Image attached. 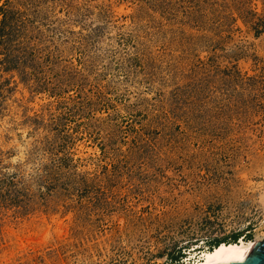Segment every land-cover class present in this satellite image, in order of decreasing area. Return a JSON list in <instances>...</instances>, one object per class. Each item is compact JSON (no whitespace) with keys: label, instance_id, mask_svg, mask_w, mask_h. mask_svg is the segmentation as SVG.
Listing matches in <instances>:
<instances>
[{"label":"rangeland","instance_id":"1","mask_svg":"<svg viewBox=\"0 0 264 264\" xmlns=\"http://www.w3.org/2000/svg\"><path fill=\"white\" fill-rule=\"evenodd\" d=\"M13 8L32 53L0 70V175L29 207L0 209V264H182L264 238V0Z\"/></svg>","mask_w":264,"mask_h":264},{"label":"trees","instance_id":"2","mask_svg":"<svg viewBox=\"0 0 264 264\" xmlns=\"http://www.w3.org/2000/svg\"><path fill=\"white\" fill-rule=\"evenodd\" d=\"M14 0H5L4 4L0 7V70L8 71L17 67L18 63H23L32 52L29 48L32 45L26 42V38L21 35L24 27V21L18 19L17 10L13 8ZM252 27L255 29L256 34L264 31V14L253 13ZM22 55V56H21ZM2 95V87L0 86V96ZM21 177L16 172L4 173L0 175V209L14 208L15 212L22 213L28 210V190L24 186L21 187ZM243 236L246 240L251 238L247 233L236 232L230 239L220 238L214 239L211 242L213 248L222 242H237ZM170 254L171 259L180 261L184 253L179 249Z\"/></svg>","mask_w":264,"mask_h":264},{"label":"bare ground","instance_id":"3","mask_svg":"<svg viewBox=\"0 0 264 264\" xmlns=\"http://www.w3.org/2000/svg\"><path fill=\"white\" fill-rule=\"evenodd\" d=\"M257 240L241 238L237 242H222L212 249L202 251L196 264H235L244 261ZM193 255V254H192Z\"/></svg>","mask_w":264,"mask_h":264},{"label":"water","instance_id":"4","mask_svg":"<svg viewBox=\"0 0 264 264\" xmlns=\"http://www.w3.org/2000/svg\"><path fill=\"white\" fill-rule=\"evenodd\" d=\"M235 264H264V238L256 242L255 247L244 261Z\"/></svg>","mask_w":264,"mask_h":264}]
</instances>
